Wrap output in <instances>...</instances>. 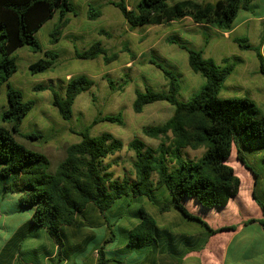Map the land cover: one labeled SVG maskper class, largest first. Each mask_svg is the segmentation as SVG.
<instances>
[{"label": "trees", "instance_id": "1", "mask_svg": "<svg viewBox=\"0 0 264 264\" xmlns=\"http://www.w3.org/2000/svg\"><path fill=\"white\" fill-rule=\"evenodd\" d=\"M253 1L180 0L171 5L169 0H140L134 8L126 0L111 3L132 28L191 17L196 23L227 32L234 28L239 11L250 10ZM58 11L60 20L51 32L52 42L59 40L68 23L67 14H77L71 0H0V96L3 85L8 87L7 108L1 114L2 122L8 126L0 124V195H19V209L30 210L32 226L44 229L52 239L55 259L60 264H180L189 252L202 250L213 235L236 230L233 225L212 227L191 212L187 204L225 208L238 195L242 180L230 161L234 150L236 158L258 176L248 167L243 148L262 150L264 162V111L248 97H220L235 65L226 59L225 64H219L206 57L202 49L189 47L183 41L170 39L188 52L192 70L205 82L189 100L183 101L179 99L178 75L151 59L165 74L168 88L137 90L134 110L140 113L148 104L167 101L174 106V112L165 122L144 129L149 137L162 140L157 147L138 137L130 141L128 146L135 151L134 177H115L112 164L106 162L123 149L124 142L110 132L91 134V128L101 121L123 124L122 113L101 114L78 131L81 140L68 146L66 157L54 172L49 171L51 162L44 152L30 149L17 139L34 101L25 100L23 92L10 84L18 70L14 52L28 46L33 52L43 53L44 57L30 64V70L33 74L50 70L58 54L45 50L36 33ZM100 14V8L90 7L89 18ZM234 41L241 48L256 51L259 70L264 74L262 47H254L247 37H236ZM101 55L107 63L118 58V53L110 54L100 41L76 51L81 59ZM108 80L114 88V80ZM94 84L92 78L78 75L68 80L64 93L51 89L53 104L64 119L72 118L76 98ZM35 89L47 87L38 85ZM25 136L38 139L42 135ZM187 148H203L204 152L191 158L184 153ZM253 197L263 217H252L244 225L260 222L264 228V200L259 199L256 190ZM168 213H174L178 222L160 223ZM180 216L189 221L187 226H192L191 221L199 223L195 225L198 232H183Z\"/></svg>", "mask_w": 264, "mask_h": 264}, {"label": "rangeland", "instance_id": "2", "mask_svg": "<svg viewBox=\"0 0 264 264\" xmlns=\"http://www.w3.org/2000/svg\"><path fill=\"white\" fill-rule=\"evenodd\" d=\"M76 8V15L67 14L68 23L62 29L59 40L52 42L51 32L59 22L60 11L39 29L37 39L45 50L58 54L54 66L43 73L33 74L30 64L44 57L43 53L33 52L30 47H19L14 55L18 70L10 78V84L24 94L25 100H33L34 106L23 119L17 139L28 148L44 152L50 159V172H54L58 164L66 157L70 144L79 142L81 136L77 133L91 124L99 115H123V124L101 121L91 128L92 135L110 132L124 142L121 151L110 155L106 162L111 163L115 177L130 175L134 177L133 162L135 151L129 148V143L135 137L147 145L157 147L161 139L149 137L144 129L147 126L165 122L174 112V106L167 101L148 104L140 113L134 110L136 91H144L146 87L164 91L168 88V80L162 69L151 62L156 60L163 67L176 73L181 82L179 99L189 100L203 86L205 79L195 73L188 58V52L178 44L170 41L185 42L189 47L202 49L206 57L214 58L219 64H225L223 59L235 65V70L227 78L222 87L220 97H248L253 99L264 111V74L260 72V63L254 49L241 48L234 41L236 37H247L254 47H262L264 38V0H254L250 10H240L230 31H222L205 24L196 23L191 17L169 24L148 25L132 28L122 15L119 8L111 2L117 0H71ZM140 0H126L130 8H134ZM180 0H169L174 4ZM198 2H215L216 0H195ZM91 6L100 8V16L89 18ZM208 39V42H206ZM100 41L110 54L118 53V58L107 63L101 55L95 59L77 58L76 51L90 47ZM264 54V48L262 49ZM86 75L95 81L93 87L78 95L73 106L70 120L64 119L58 108L53 104L54 95L51 89L64 93L68 80L74 76ZM108 79L115 82L114 88ZM124 83V84H123ZM38 85L47 89L36 90ZM7 85H3L0 96L1 114L7 108ZM37 133L38 139L27 138L25 135ZM204 149L187 148L184 153L189 157H200ZM262 150L251 151L243 148L248 167L258 175H253L237 158L234 150L230 158L238 175L244 183L243 193L248 195L249 188L256 189L259 199L264 200V162L261 159ZM248 171L257 180V185L248 184ZM244 174V175H243ZM18 194L0 195V254H11L14 260L8 264H60L58 259H49L54 251L53 241L42 228H36L30 223L31 211L20 210ZM253 206L247 210L238 207L233 201L227 208H205L188 203L191 212L199 215L213 227L221 223L238 226L248 219L262 216L259 204L251 195ZM182 225L189 222L180 216ZM231 221V222H230ZM174 213H168L160 223H176ZM194 227L199 223L191 221ZM193 233L197 231L193 230ZM232 234V235H230ZM229 235V236H228ZM28 236V237H26ZM231 237L229 246L224 240ZM221 248L227 264H264V228L260 222L246 224L238 232H223L212 238L203 251H191L181 264H214L220 261ZM75 251V250H74ZM5 254L2 257L6 256ZM208 257V261L206 260ZM28 262V263H27ZM1 264V263H0ZM5 264V263H2Z\"/></svg>", "mask_w": 264, "mask_h": 264}, {"label": "crops", "instance_id": "3", "mask_svg": "<svg viewBox=\"0 0 264 264\" xmlns=\"http://www.w3.org/2000/svg\"><path fill=\"white\" fill-rule=\"evenodd\" d=\"M211 27V26H210ZM215 28V27H214ZM264 48V42H263V44H262V49ZM224 60V59H223ZM242 170L243 171V173H245L246 174V177L248 178V184H250L251 183V186H255V185H257V184H255V178L252 176V175H250L249 174V172L248 171H244L241 167H239V170ZM237 171V170H236ZM244 175V174H243ZM254 175V174H253ZM255 176V175H254ZM241 178V177H240ZM241 180H242V178H241ZM257 181V180H256ZM243 186H244V183H243V181H242V185H241V189H240V191H239V193H238V195L235 197V198H232L231 200H230V202H229V204L225 207V208H227V207H230L231 206V204H232V202L233 201H236V203L233 205V208H235L236 210H238L237 208L238 207H243V208H245V210H247V206L249 207H251V206H253V202L251 201V197H250V193H251V195H253V190H256V189H254V188H249V190L247 191L248 192V195H247V197H246V193L245 194H242L243 193V191H242V189H243ZM194 202V201H193ZM194 204H196V206H197V208H199L200 207V205H198L197 203H194ZM247 205V206H246ZM261 215H262V211H261V213H260ZM176 216V215H175ZM263 217V215L262 216H258V217H254L253 216V218H257V219H260V218H262ZM182 221V220H181ZM231 222V221H230ZM245 223V222H244ZM244 223H241V224H239L238 226H236V225H233L232 223H230V224H224V223H221L220 225H218L217 227H214V228H219V227H222V226H230V225H233V226H236V230H231V229H229V230H223V231H221V232H219V233H223V232H238L240 229H243V227L245 226L244 225ZM181 224V223H180ZM212 226V225H211ZM213 227V226H212ZM193 230H195V231H197L198 232V228L197 227H192V226H184V228H182V231L183 232H185V231H190V232H192ZM193 233V232H192ZM219 233H217V234H219ZM217 234H215V235H213L210 239H209V242L212 240V238L214 237V236H216ZM230 235H232V234H230ZM229 236V235H228ZM228 236H226V238H225V240H224V243H225V245L226 246H229V244H230V242H231V237H228ZM208 242V243H209ZM208 243L205 245V247H204V250H205V248L207 247V245H208ZM214 250H216V248H218V246H214V247H212ZM221 250V248H219L218 249V251H219V255H220V261L219 262H215L214 264H227V262L225 261V258H224V256H223V254H222V251H220ZM198 252H200V251H203V249L202 250H197ZM197 251H194V252H197ZM55 253H56V249L54 248V251L50 254V255H48L49 257H48V260L49 259H55ZM6 255V253H4V252H2L1 254H0V263L2 264V263H5V264H8L9 262H13L14 260H12L13 259V256L10 254H7L6 256H4V257H2V255ZM187 256V255H186ZM185 256V257H186ZM185 257L182 259V261L180 262V264L183 262V260L185 259ZM206 260L208 261L209 259H208V257H206ZM44 261V263H42V262H40V263H38V264H46V262H45V260H43ZM28 263V262H27ZM10 264H12V263H10ZM29 264H31V262H29ZM63 264H66V263H63Z\"/></svg>", "mask_w": 264, "mask_h": 264}]
</instances>
